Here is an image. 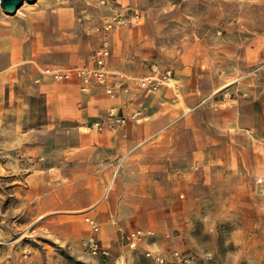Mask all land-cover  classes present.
I'll return each mask as SVG.
<instances>
[{
    "label": "rangeland",
    "instance_id": "obj_1",
    "mask_svg": "<svg viewBox=\"0 0 264 264\" xmlns=\"http://www.w3.org/2000/svg\"><path fill=\"white\" fill-rule=\"evenodd\" d=\"M25 1L12 14L0 5V264H118L122 257L125 264H264V0ZM115 11L126 21L113 32L137 25L135 37L149 34L151 56L143 59L142 70L154 64L159 76L169 71L172 78L176 65L185 67L190 60L200 87L230 83L170 125L173 139L164 150L157 151L155 141L136 147L140 157L132 166L148 159L142 163L148 170L133 167L114 181L110 204L122 230L110 244L98 239L105 254L89 250L85 241L92 230L80 225L85 219L70 220L65 211L63 229L32 232L35 212L26 191L31 169L58 162L65 175L89 172L86 183L98 185L101 175L93 171L97 157L89 144L104 117L98 123L87 118L79 128L76 119L55 116L44 90L69 79L57 80L39 67L91 64L103 37V18ZM135 11L139 17L132 21ZM194 44L195 53L189 49ZM123 46L119 42L116 49ZM220 47L230 54L213 56L212 48ZM204 60L210 71L200 75ZM179 83L182 88L189 81ZM123 86L134 107L130 112L140 111L128 125L154 113L160 101L154 90L138 85L136 77ZM92 89L101 90L80 87L87 96ZM93 96L100 99L101 93ZM214 97L257 99L234 110L217 107ZM231 117H238V124L230 123ZM87 186L72 203L91 199L94 191ZM106 213L101 206L98 225L110 226ZM132 230L154 234L131 247L122 237Z\"/></svg>",
    "mask_w": 264,
    "mask_h": 264
},
{
    "label": "crops",
    "instance_id": "obj_2",
    "mask_svg": "<svg viewBox=\"0 0 264 264\" xmlns=\"http://www.w3.org/2000/svg\"><path fill=\"white\" fill-rule=\"evenodd\" d=\"M136 28H139V26L123 27L120 28L118 32H113L109 35L110 56L107 59V67L111 72L126 75L124 82H127V79L130 77L153 76L161 79L165 73H161V76H159L157 74L159 70H156V65L154 64H151V70L148 68H143L142 70L141 65L143 64V59H147L151 56L147 50L150 40H148V32L144 35L140 32L141 37H135L134 30ZM119 42H123L124 46L122 51L116 49ZM194 46L195 44L189 49L193 50L192 52L195 53L196 48ZM258 50H260L259 47ZM211 51L213 52V56H217L218 51L220 54L221 51L226 53L224 55L230 54V52L224 50L223 47H220V49L212 48ZM187 54L188 52L181 57ZM180 55V51L176 50L177 61ZM191 58H193V56H191ZM188 63L189 64L185 67H181L183 64H181V66L177 64L173 70L176 75H173L172 78L170 77L169 83L161 84L163 86L159 85V87L153 91L154 96L160 98L159 105L153 110L154 113L145 115L138 120L139 122L133 125L126 124L118 130H113L111 126L112 120L108 115L110 108H114L118 113L121 110L122 113L127 114L134 109V107L131 106V99L126 93H123V89L117 88L116 94H119L111 99L106 95L107 93H105L101 86H99L101 90L99 89L97 91L92 89L90 95L87 96L88 94L86 95L84 92L80 91L81 83L73 77L69 79L68 83L64 86L58 84L51 86L50 89L44 90L46 96L45 103L48 109L53 110L54 115L59 116V118H63L64 114L67 117L76 119L77 127L79 128L82 127V122L87 118H90L92 121L94 120V123H98V120L104 117L102 127L99 129L100 131L91 134L92 143L89 144L91 150L95 152L97 157L95 159L97 163L93 165V171L98 170L101 176L99 177L98 185L96 187H91L86 183V181L92 179L91 173L81 174L76 171L77 177L65 175L66 172H64L65 170L61 162L52 165H37V168L34 167V169H31L27 176L26 196L33 202V206L31 207H33L35 212V216L32 220L34 225L31 229L32 232H36L37 227H41L48 234L51 233V230H55L58 227L63 229V211L66 212L64 215L70 220H77L79 217H81V219L83 217L84 219L85 216H91L98 221L99 208L104 206L105 211H107L106 222L110 224V226L107 225L104 227L101 225L102 222L99 224V230L97 232L98 239H102L101 243L103 245L107 242L110 244V237L113 235L116 237L121 233L120 230H122V227L117 223L116 213L110 204L113 202L111 188L114 181L122 178V174L127 169H132L134 167L138 172H141L144 171L143 167H145V169L148 170L147 164H142H145V161L147 162L148 159L141 161L139 164H133L132 166L136 157H140L139 149H136V147L145 142L155 141V149L157 151L164 150L165 144L173 139L172 135L168 133L170 125L179 120L188 110L205 103L215 90L225 87L230 83V81L223 82L221 80L217 82L216 85L209 87V89H204L193 80V77H195V71L192 66L193 62L188 60ZM205 64H208V61H203V69L198 71L200 75L210 71V69L204 68ZM78 65L63 64V66H40L39 70L43 73L44 70L48 68H71ZM139 66L140 69L137 70L136 68ZM109 78L113 82L117 81L119 78L123 80L121 77L114 74H111ZM179 80H183L184 82L188 80L189 84L186 87L183 86L180 88ZM96 92L101 93L100 99L94 98L93 95ZM254 99L257 98H243L242 100L249 102ZM212 101L217 107L229 105V107H233L234 110L240 108V104L243 103V101H239L238 99L220 97L218 100L214 97ZM260 101L264 107V98H261ZM152 104L153 102L148 103L147 106H152ZM84 112L86 116L82 117L81 115ZM229 121L230 123L235 122L238 124V117H231ZM149 125L151 126V131H148L147 126ZM93 137H95V141ZM76 146L79 148L83 147L80 140H78ZM45 153L47 154L49 152ZM193 161L195 162V159ZM76 169L77 168H75V170ZM118 175L120 176L119 178L117 177ZM77 180L79 182H77ZM80 185H88L93 189L94 193L87 202L72 203V198L74 199V197L78 196L79 192L82 191ZM179 196H181V194H179ZM82 224L86 225L88 223L82 222L80 225ZM60 238L63 239L62 236H60ZM26 256L27 253L24 252L23 257Z\"/></svg>",
    "mask_w": 264,
    "mask_h": 264
},
{
    "label": "built area",
    "instance_id": "obj_3",
    "mask_svg": "<svg viewBox=\"0 0 264 264\" xmlns=\"http://www.w3.org/2000/svg\"><path fill=\"white\" fill-rule=\"evenodd\" d=\"M139 17L138 13L135 11L132 20H136ZM126 21L123 18L122 13H118L115 11L114 13L103 18L102 25L100 26L101 31L103 32V37L101 39L100 44L94 50L92 54L91 64L86 65H78L71 68H48L44 70V73H49L53 76V78L59 79H71L75 77L80 83L82 89H89L92 85H97L103 87L104 91L111 97H113L116 93L117 88L126 89L124 85V80L126 79V75L121 73L111 72L107 67V59L110 55V41L109 35L113 32L116 26L124 24ZM97 29H99L97 27ZM111 74L118 75L120 78L113 82L109 76ZM170 72L167 71L166 74L160 79L155 78L153 76H144V77H136L138 85L143 88H147L149 90H155L159 87V85L164 83H169L170 81ZM140 111H133L128 114H120L114 108H110L109 117L112 120V128L113 130H118L119 128L124 127L129 118L136 117ZM85 221L90 226L92 232L87 237L85 243L88 245L89 250L92 253H107L105 248H102L99 244V240L97 237V232L99 230V225L97 221L91 216H85ZM153 230H147L145 232L141 230H132L126 233L122 238L128 241V244L131 247H135V245L142 239L144 235H153ZM147 255H152L156 260L162 262L164 258L160 254H153V252L148 251ZM174 255L179 258L178 252H175ZM123 258V257H122ZM124 260V259H123Z\"/></svg>",
    "mask_w": 264,
    "mask_h": 264
},
{
    "label": "water",
    "instance_id": "obj_4",
    "mask_svg": "<svg viewBox=\"0 0 264 264\" xmlns=\"http://www.w3.org/2000/svg\"><path fill=\"white\" fill-rule=\"evenodd\" d=\"M36 0H27L29 3H34ZM23 0H0L1 7L5 12L12 14L16 12L17 8L22 4Z\"/></svg>",
    "mask_w": 264,
    "mask_h": 264
},
{
    "label": "bare ground",
    "instance_id": "obj_5",
    "mask_svg": "<svg viewBox=\"0 0 264 264\" xmlns=\"http://www.w3.org/2000/svg\"><path fill=\"white\" fill-rule=\"evenodd\" d=\"M22 3L26 4V1L23 0ZM109 182H110V181H109ZM108 185H109V183H108ZM108 185H107V186H108ZM107 188H108V187H107ZM118 264H125L122 258H120V259L118 260Z\"/></svg>",
    "mask_w": 264,
    "mask_h": 264
}]
</instances>
